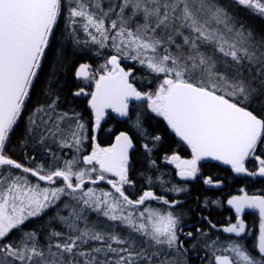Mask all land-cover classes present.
<instances>
[{"label": "snow or ice", "instance_id": "6c2138e0", "mask_svg": "<svg viewBox=\"0 0 264 264\" xmlns=\"http://www.w3.org/2000/svg\"><path fill=\"white\" fill-rule=\"evenodd\" d=\"M0 264H264V0H0Z\"/></svg>", "mask_w": 264, "mask_h": 264}, {"label": "flooded vegetation", "instance_id": "af4514ba", "mask_svg": "<svg viewBox=\"0 0 264 264\" xmlns=\"http://www.w3.org/2000/svg\"><path fill=\"white\" fill-rule=\"evenodd\" d=\"M210 163L214 164L215 162H210ZM204 172L205 174H210L214 177H219L220 179H224L227 185H234L231 188L226 187L225 192L231 191L232 194H236L237 188L240 186H243L242 184H236V182L231 179L228 173L221 168L206 167L204 169ZM190 192H191V196L188 198V206L193 207V208L197 207V200L193 201V199H196V196H200L201 197L200 199L202 200L205 195H219L220 194L219 190L206 191L205 186H203L202 183H199V182L192 183L190 187ZM222 211L223 210L221 209L214 208L212 210V218H214L215 220H222L225 216L228 215L226 211H223V215H221L220 213Z\"/></svg>", "mask_w": 264, "mask_h": 264}, {"label": "trees", "instance_id": "16d2710c", "mask_svg": "<svg viewBox=\"0 0 264 264\" xmlns=\"http://www.w3.org/2000/svg\"><path fill=\"white\" fill-rule=\"evenodd\" d=\"M252 23L255 24L256 26H259V23H260V22H259L258 20H253ZM17 158H19V157L17 156ZM199 193H200V192H199ZM196 197H197V196H196ZM199 197H200V196H199ZM200 198H201V197H200ZM193 201H196V199H193Z\"/></svg>", "mask_w": 264, "mask_h": 264}]
</instances>
